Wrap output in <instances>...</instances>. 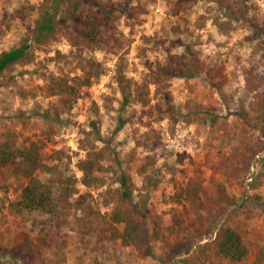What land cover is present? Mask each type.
Wrapping results in <instances>:
<instances>
[{"label":"rangeland","instance_id":"374dc122","mask_svg":"<svg viewBox=\"0 0 264 264\" xmlns=\"http://www.w3.org/2000/svg\"><path fill=\"white\" fill-rule=\"evenodd\" d=\"M73 1L110 11L104 40L77 33ZM50 14L58 29L37 40ZM19 47L0 75V140L36 145L58 209H21L30 167L5 168L0 264H233L222 225L249 246L236 264H264V0H0V54ZM188 52L199 75L154 83L152 66ZM64 79L90 83L54 95ZM82 160L102 168L86 178ZM125 190L159 235L144 257L115 237Z\"/></svg>","mask_w":264,"mask_h":264},{"label":"trees","instance_id":"16d2710c","mask_svg":"<svg viewBox=\"0 0 264 264\" xmlns=\"http://www.w3.org/2000/svg\"><path fill=\"white\" fill-rule=\"evenodd\" d=\"M58 3L59 0H57V5ZM89 4H94V7L79 10L77 3L72 2L68 14L73 17V27L86 41L96 42L104 40L110 32L108 25L110 11L101 4L91 2ZM57 29V23H55L52 15L44 16L38 20L35 37L37 40L50 38ZM27 56V47L3 51L0 54V75L13 65L22 62ZM175 60V63H158L156 66L151 67L155 84H165L174 76L183 78L196 77L202 71L196 59L190 56V52L183 56L176 55ZM89 83L88 79H78L75 83H70L68 79H64L54 83L52 92L54 95L66 93L76 96L79 93V89ZM19 161L26 162L30 169L25 174L28 181L22 190L21 198L17 203L18 206L21 209L38 210L50 215L56 214L58 203L53 185L43 181L38 176L43 163L36 145L30 146L28 149H21L9 139L0 140V173L9 166H15ZM82 164H84L83 170L86 172L88 170L86 178L89 175V171L94 172V170L102 168L87 160H82ZM123 184L127 186L125 178L123 179ZM192 189L196 190V185ZM124 196L122 204H117L111 214L113 222L124 224L123 229H115V237L121 239L124 244L135 247L144 257L146 256L145 249L152 241L157 240L159 235L158 233H153L147 225L145 204L141 202L135 203L131 191L125 190ZM215 246L217 253L229 259L233 264L244 261L249 254V246L244 237L236 228L230 225L220 226ZM263 260L262 257H258L259 263L263 262Z\"/></svg>","mask_w":264,"mask_h":264}]
</instances>
